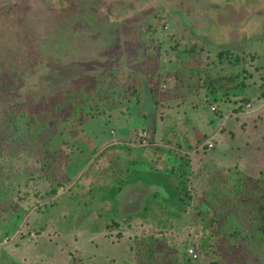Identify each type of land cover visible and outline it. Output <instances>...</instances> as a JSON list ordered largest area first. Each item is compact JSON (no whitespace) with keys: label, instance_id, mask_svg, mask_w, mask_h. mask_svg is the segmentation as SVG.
I'll return each mask as SVG.
<instances>
[{"label":"rangeland","instance_id":"1","mask_svg":"<svg viewBox=\"0 0 264 264\" xmlns=\"http://www.w3.org/2000/svg\"><path fill=\"white\" fill-rule=\"evenodd\" d=\"M184 46L194 52H184ZM223 51L240 59L231 70H245L247 84L256 87L250 99L258 106L250 105L248 112L254 110V128L264 135V102L258 100L264 91V85L258 89L264 80V0H0V115L50 113L67 92L78 85L92 91L95 78L114 69L130 77L129 89L138 92L139 104L128 110L118 106L124 96L115 98L112 113L76 123L74 130H82L80 141L87 145L80 149L89 155L127 141L157 143L164 123L172 119L193 147L201 142L190 152L191 203L183 212L174 201L176 180L141 171L130 174L120 193L100 191L86 206L69 201L67 189L86 170L80 168L85 159L73 155L64 171L69 183L63 190L47 198L48 183L36 184L20 203L25 214L18 229L6 234L0 226V264H9V259L20 264H135L133 248L147 238L157 240L155 250L166 264L175 256L177 264H258L244 249L227 252L226 241L221 246L207 239L215 230L203 231L196 219V204L202 201L211 213L234 224L249 227L250 219L264 225V177L249 182L224 170L218 173L221 183L209 187L211 173L236 167L244 154L219 167L209 159H217L212 156L215 142L219 145L222 137L234 141L230 133L218 131L223 115L238 104L207 103L191 109L180 103L194 98L184 96L174 98L179 104L174 109L167 104L172 100L169 71L177 57L185 59L180 76L189 81L192 70L202 79L205 64H215ZM204 92L201 88L198 96L195 91V97L202 99ZM63 114H68L65 107L52 120ZM4 133L0 127V137ZM207 140L213 143L209 151L203 149ZM13 153L20 154L0 143V165ZM26 160L25 165L20 160L21 170L35 166L33 158ZM189 250L198 257L192 258Z\"/></svg>","mask_w":264,"mask_h":264},{"label":"trees","instance_id":"2","mask_svg":"<svg viewBox=\"0 0 264 264\" xmlns=\"http://www.w3.org/2000/svg\"><path fill=\"white\" fill-rule=\"evenodd\" d=\"M174 50L177 49L174 48ZM190 51L194 52V48L184 46V52L189 53ZM176 59L174 69L169 71L172 85L168 92L172 99L167 101L169 108L174 109L178 106L179 104L174 102V98L182 96L194 98L193 101L180 103L191 109L207 103L226 104L231 102L239 105L244 102L246 89L249 87L246 82V71L243 69L231 70V67L233 69L240 62L237 56L233 58L227 51L219 52L215 64H205L201 71L202 79H199L200 74L195 70L191 71L189 74L191 82L181 79L180 76L181 64L186 62L185 59L178 57ZM128 77L118 70L110 69L95 78L97 85L94 90L86 92L83 85H78L74 90L67 92L59 100L58 108L50 113L27 116L25 112L7 111L0 115V127L5 130V133L0 137V143H6L12 147L13 152H20L18 156L14 153L11 154L0 165V223L4 222L0 226L4 228L6 234L14 233L20 226L25 214L20 203L28 198L29 191L35 190L36 184L48 183L49 191L44 196L47 198L55 197L67 186L69 179L67 175L64 176V171L73 155L85 159L81 162L80 168L82 170L86 167V170L79 177L78 183L67 189L65 197L69 201L86 206L96 198L100 191L110 190L109 192L120 193L122 186L129 184L127 181L130 174L141 171L150 177H171L176 180L174 201L179 211L187 210L191 203L188 192L191 175L190 152L195 150L194 148L198 149L201 142L196 141V147H193L189 141L183 139L185 137L184 129H179L174 119L164 123L160 140L157 143L151 141L146 144L145 140H142V144H135V142L127 141V143L109 145L102 150L94 149L89 155L85 149H80L82 144L86 148L87 145L80 141V138L84 136L82 130L79 132L74 130L76 123L112 113L116 109V105L112 104L115 103V98L121 100L124 96L122 102H118V106L126 105L128 110L139 104L138 92L129 89ZM261 79H264L263 75ZM194 80L198 83H193ZM262 85L258 88L262 89ZM201 88L205 91L204 97L196 98L195 91L199 96ZM261 98H264V91L259 95V99ZM128 101H134V103L128 104ZM63 107L66 108L68 114H63V117L52 120L55 112ZM241 109V106H237L232 111L238 112ZM182 125L184 126L183 123ZM74 131L77 132L76 138L72 136ZM203 149L207 150L205 143ZM76 151H79V154L75 156ZM84 154H87V157L80 156ZM29 158H33L35 166L29 170H21L22 165H25L26 159ZM20 160L24 161V164L21 165ZM232 169H217L211 173L209 178L214 182H209V187L213 186L215 182L221 181L222 177L218 173L224 170L228 172L226 175L233 171L249 182H258L264 177V171L258 179L253 180L245 177L236 167ZM32 185L34 186L33 190L30 189L33 187ZM208 191L205 192L206 196L209 194ZM196 208L198 209L196 219L202 221L203 231L209 233L212 229L215 230L214 235L210 233L207 239L216 240L221 246L226 241L229 246L224 245L229 249L227 252L244 249L255 262L264 264V225L257 224L250 219L248 220L249 227L234 224L224 217L214 214V211L211 213V210L202 201L196 204ZM156 244L157 240L153 238L137 241L133 248L135 264H166L161 257V252L155 250ZM176 259L175 256L171 264H177ZM9 261V264H20L13 259H9ZM237 261L241 262L240 259Z\"/></svg>","mask_w":264,"mask_h":264},{"label":"crops","instance_id":"3","mask_svg":"<svg viewBox=\"0 0 264 264\" xmlns=\"http://www.w3.org/2000/svg\"><path fill=\"white\" fill-rule=\"evenodd\" d=\"M262 84L264 85V80L261 81L260 85ZM254 88L256 87L249 86L246 89L244 102L237 105L242 107L241 110L238 112L231 110L228 115H223L221 118L218 133L220 135L230 133V136L235 137L234 141L230 142L227 138L222 137L219 145V141L215 142V152L212 153V156L217 157V159H211V156H209V159L219 167L223 163L232 164V157H237V154L244 153L236 159L234 166L237 167L238 171L250 178H257L260 172L264 171V135H260L258 130L254 128V110H252V108H257L258 104L255 105L252 101L253 99H250L252 94H254ZM258 100L259 102H264V98ZM246 104L253 106L251 109L249 108V112L248 108H245ZM239 115L243 117L239 118ZM236 129L239 130H237L238 137L234 134Z\"/></svg>","mask_w":264,"mask_h":264},{"label":"built area","instance_id":"4","mask_svg":"<svg viewBox=\"0 0 264 264\" xmlns=\"http://www.w3.org/2000/svg\"><path fill=\"white\" fill-rule=\"evenodd\" d=\"M250 106V104H247V108ZM205 145L207 146V151L211 150L213 148V143L211 142V140H207L205 142ZM192 258L196 259L198 257V254L194 251V250H189L188 252Z\"/></svg>","mask_w":264,"mask_h":264}]
</instances>
